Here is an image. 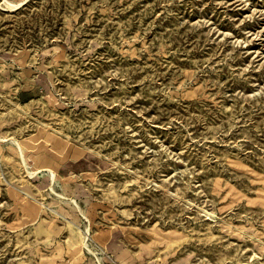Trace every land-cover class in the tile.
<instances>
[{"label":"rangeland","instance_id":"obj_1","mask_svg":"<svg viewBox=\"0 0 264 264\" xmlns=\"http://www.w3.org/2000/svg\"><path fill=\"white\" fill-rule=\"evenodd\" d=\"M9 1L0 264H264V0Z\"/></svg>","mask_w":264,"mask_h":264},{"label":"bare ground","instance_id":"obj_2","mask_svg":"<svg viewBox=\"0 0 264 264\" xmlns=\"http://www.w3.org/2000/svg\"><path fill=\"white\" fill-rule=\"evenodd\" d=\"M2 6H4L7 10H9V11H15L16 9H19L20 7H21V3H19V4H14V3H12V2H10L9 0H3V3H2ZM14 140V139H13ZM15 141V144H16V146H17V148H18V151H19V153H20V157H21V159H22V161H23V163L24 164H26V156H25V152H24V149H23V146L21 145V143H19L17 140H14ZM47 171H49V173H50V178H51V181H52V185H51V192H54L58 197H60V198H64V195L63 194H61V193H58V192H56L55 191V188H54V186H53V183H55V181H56V179H57V177H56V172L54 171V170H52V169H48ZM34 175H35V172H33V173H31V172H28V176H29V178H32V177H34ZM48 175V174H47ZM67 199V198H66ZM72 201V203H74V205L77 207V208H79L80 209V206H79V204H78V202H77V200L76 199H72L71 200ZM90 233V228L89 227H87L86 228V235L84 236V239H83V246L90 252V253H92V254H94V252L90 249V247H89V245H88V240H89V238H88V234ZM98 262H99V264H101V262H100V260L98 259Z\"/></svg>","mask_w":264,"mask_h":264}]
</instances>
